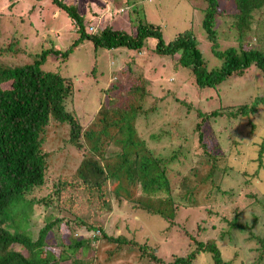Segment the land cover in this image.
<instances>
[{"label": "rangeland", "instance_id": "1", "mask_svg": "<svg viewBox=\"0 0 264 264\" xmlns=\"http://www.w3.org/2000/svg\"><path fill=\"white\" fill-rule=\"evenodd\" d=\"M110 1L63 0V3L75 5L77 13L84 18V32L85 27L87 32L94 33L109 26L132 34L127 13L132 19L137 11H127L131 7H124L125 0H118L115 4ZM135 1L140 4L145 21L160 26L164 43L184 30H191L206 69L219 67L221 61L212 56L210 43L200 26L205 7L201 0ZM232 6L230 0H217V13L223 16H218L217 20L218 50L229 47L238 49L236 33L228 28L231 21L226 15ZM77 37L73 22L48 0H0L2 44L15 38L18 48L34 56L42 49L63 52ZM260 40L263 39L246 37L241 47L259 48ZM153 46L147 41L137 53L126 49L107 51L94 49L91 42L82 40L63 60L48 56L42 69L56 71L60 76L72 79L71 106L78 117L92 115L101 105L120 108L129 102L136 104L139 103L138 98L141 103L145 102L144 106L141 105L144 110L154 106L157 111L148 114L142 122L141 118L138 119L136 130L144 138L148 133H159L157 140L146 141V145L157 154L174 152L177 146L189 148L185 158L179 156V162L170 164L167 176L173 177L174 182L176 174L190 166V155L203 152L204 147L207 154H223L219 162L227 169L214 171L209 179L205 176L208 163L199 160L202 166L195 171L192 203L179 210L178 217L174 219L178 225L167 229L166 222L136 209L135 204L124 199L117 203L113 190L120 195L123 193L114 179L104 177V162L98 157L88 152L68 161L70 151H64L66 158L60 159L55 167L64 169L65 174L69 175L64 183L72 188V192L67 194L68 201L63 203L69 211L59 209V216L71 219L74 214L88 223L101 225L110 238L121 237L128 242L133 241L132 245L103 242L98 240L97 232L74 227L71 234L74 240L89 241L93 264H160L150 259L151 249L155 250L157 258L168 264L176 258L194 253L197 247L192 240L195 238L198 242L212 241L224 262L264 264V106L256 104L254 112L249 115L237 113L238 107H249L255 97L264 99V82L259 71L250 66L240 77L230 76L215 89H196L190 82H185L183 76L172 71L168 57L151 52ZM28 60L18 56L15 63L22 64ZM129 70L132 73L129 74ZM138 87L142 89L135 91ZM128 90H131V95ZM172 95L174 99L186 101L188 109L183 107L179 109L181 112L178 111L176 106L180 104L176 102L164 110L166 102L173 100ZM211 112L217 115L211 116ZM198 113L203 116H198ZM200 121L202 136L199 142L197 133L193 131ZM51 182L49 177L45 190L33 194L35 199L50 192ZM181 192V186L173 189L175 201ZM102 196H105L104 203L100 199ZM34 213L37 216L35 220L42 222L45 216L43 209L35 207ZM235 213L236 223L241 228H230L228 225ZM54 216L58 215L53 211ZM196 231L198 235H195ZM70 232L65 226H60L59 233L64 243H68L66 236ZM93 236L97 240L90 242ZM138 245H144V250L141 251ZM49 250L55 257L58 256L59 248L49 247ZM209 261L196 252L191 264H209Z\"/></svg>", "mask_w": 264, "mask_h": 264}, {"label": "trees", "instance_id": "2", "mask_svg": "<svg viewBox=\"0 0 264 264\" xmlns=\"http://www.w3.org/2000/svg\"><path fill=\"white\" fill-rule=\"evenodd\" d=\"M40 1L46 0H36ZM48 1L65 13L76 27L78 37L65 51L42 49L31 56L30 52L18 48L15 38L7 44L0 41V264H64L66 261V264H93L89 241L74 240L71 236L74 227L97 232L98 240L103 242L133 244V241L128 242L121 237L110 238L103 232L101 225L88 223L74 214L71 219L59 216V209L69 211L63 203L68 201L67 194L72 192V188L64 183L69 175L65 174L64 169L55 167L60 159L66 158L64 151H70L68 161L88 152L98 157L104 162V177L114 179L117 188L123 193L120 195L113 190L117 203L124 199L135 204L136 209L166 222L167 229L178 225L174 219L178 217L179 210L192 203L195 171L202 166L199 160L208 163L205 176L209 179L214 171L227 169L219 162L223 154H207L202 144L204 151L190 155V166L177 173L174 182L173 177L167 176L170 164L179 162L178 157H184L189 148L177 146L175 153L157 154L146 145V141L157 140L159 133H148L147 138H144L136 130L138 119L141 118L142 122L148 114L157 111L154 106L144 110L141 105L144 106L145 102L141 103L138 98L139 103L136 104L129 102L120 108L101 105L92 115L83 118L78 114V117L71 106L72 79L60 76L56 71L42 69L48 56L61 57L63 60L82 40L91 42L94 49H126L135 53L150 41L154 44L151 52L168 57L172 71L179 73L185 82H190L196 89H215L230 76L240 77L250 66L259 71L264 82V0H230L233 6L226 13L231 21L228 28L234 29L236 33L238 49L229 47L224 50H218L216 41L217 20L221 15L217 13V0H201L205 7L200 26L210 43L212 56L221 61L219 67L213 70L206 69L191 30H184L164 43L160 26L144 20L141 6L135 0H125L124 5L126 8L134 7V10L126 9L131 13L137 11L132 19L126 11L127 20L133 28L132 34L109 26L94 33L87 32L85 27L84 32V18L77 13L75 5L64 4L63 0ZM110 2L115 4L118 0ZM246 37L263 40L259 41V48L243 49L241 43ZM18 56L29 60L16 64ZM141 89L138 87L135 91ZM128 91L131 95V90ZM172 98L171 102L167 101L163 106L164 110L176 102L180 104L176 106L178 111L183 107L188 109L186 101L174 99V95ZM259 103L264 106L261 96L255 97L249 107H238L237 113L252 114ZM197 115L203 116L200 113ZM216 115V112H211V116ZM201 123H197L193 131L197 133L199 142L202 136ZM49 177L52 181L50 192L35 199L33 194L45 190ZM177 186L182 187V192L175 201L172 191ZM100 199L104 203L105 196ZM35 207L45 212L42 222L35 220ZM53 211L58 216L52 217ZM235 217L236 213L228 222L229 227L241 228ZM61 225L65 226L68 233L71 229L66 236L68 243L63 242V236L59 233ZM198 234L196 231L195 235ZM92 240L97 238L93 236L90 242ZM192 241L197 247L194 253L176 258L168 264H191L196 252L207 257L209 264H232L222 261L219 249L212 241L198 242L196 238ZM49 247L59 248L57 257ZM138 248L143 251L144 245H138ZM154 252V249L149 251L150 259L164 264Z\"/></svg>", "mask_w": 264, "mask_h": 264}]
</instances>
